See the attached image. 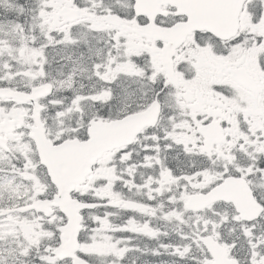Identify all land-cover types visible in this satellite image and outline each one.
Returning a JSON list of instances; mask_svg holds the SVG:
<instances>
[{"label":"snow or ice","instance_id":"1","mask_svg":"<svg viewBox=\"0 0 264 264\" xmlns=\"http://www.w3.org/2000/svg\"><path fill=\"white\" fill-rule=\"evenodd\" d=\"M0 264H264V0H0Z\"/></svg>","mask_w":264,"mask_h":264}]
</instances>
